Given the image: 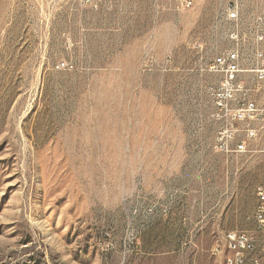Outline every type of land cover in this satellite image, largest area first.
Listing matches in <instances>:
<instances>
[{
	"label": "rangeland",
	"instance_id": "rangeland-1",
	"mask_svg": "<svg viewBox=\"0 0 264 264\" xmlns=\"http://www.w3.org/2000/svg\"><path fill=\"white\" fill-rule=\"evenodd\" d=\"M0 0V264H229L264 152L216 145L226 0ZM259 1L264 7V0Z\"/></svg>",
	"mask_w": 264,
	"mask_h": 264
},
{
	"label": "built area",
	"instance_id": "built-area-1",
	"mask_svg": "<svg viewBox=\"0 0 264 264\" xmlns=\"http://www.w3.org/2000/svg\"><path fill=\"white\" fill-rule=\"evenodd\" d=\"M248 1L226 0L222 6L227 44L207 64V71L219 76L211 99L216 145L227 155L264 152V7ZM183 5L190 8L193 1L183 0ZM250 221L254 231L225 234L229 264H264V183L256 188Z\"/></svg>",
	"mask_w": 264,
	"mask_h": 264
}]
</instances>
